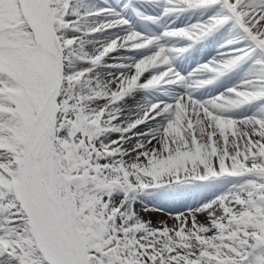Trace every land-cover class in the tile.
<instances>
[{"label": "snow or ice", "instance_id": "obj_1", "mask_svg": "<svg viewBox=\"0 0 264 264\" xmlns=\"http://www.w3.org/2000/svg\"><path fill=\"white\" fill-rule=\"evenodd\" d=\"M0 264H264V0H0Z\"/></svg>", "mask_w": 264, "mask_h": 264}, {"label": "bare ground", "instance_id": "obj_2", "mask_svg": "<svg viewBox=\"0 0 264 264\" xmlns=\"http://www.w3.org/2000/svg\"><path fill=\"white\" fill-rule=\"evenodd\" d=\"M145 218L150 219L155 223V222L160 221L162 219H166L167 217L162 215V214H159V213H148V214H145Z\"/></svg>", "mask_w": 264, "mask_h": 264}]
</instances>
